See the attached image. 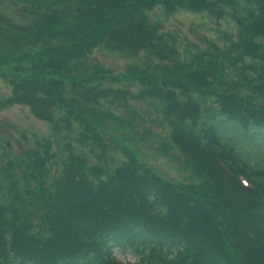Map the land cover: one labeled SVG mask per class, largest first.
<instances>
[{"label": "trees", "instance_id": "obj_1", "mask_svg": "<svg viewBox=\"0 0 264 264\" xmlns=\"http://www.w3.org/2000/svg\"><path fill=\"white\" fill-rule=\"evenodd\" d=\"M20 1L28 25L0 30L3 104L51 134L4 163L0 264H125L115 247L135 264H264V0ZM156 6L229 15L237 30L181 48ZM96 48L137 59L116 72ZM142 101L188 180L132 151L137 124L115 109Z\"/></svg>", "mask_w": 264, "mask_h": 264}, {"label": "rangeland", "instance_id": "obj_2", "mask_svg": "<svg viewBox=\"0 0 264 264\" xmlns=\"http://www.w3.org/2000/svg\"><path fill=\"white\" fill-rule=\"evenodd\" d=\"M27 8V4L24 1L0 0V20L2 19L0 23L3 25L2 27L0 25V30L3 27L12 28L18 25H28L30 16L29 14L25 16ZM149 14L153 20L161 19L163 21L164 30L179 35L181 48L186 44H190L192 47L194 44L202 46L206 40L213 39L219 43L227 42L228 36L234 35L237 30L234 21L229 15L215 17L207 11L193 12L184 9L175 11L171 15H166L161 6H156ZM3 42L4 39L0 33V56L4 52ZM144 58V54H140L138 59ZM90 59L97 60L112 67L114 71L120 72L127 64L137 58L127 57L121 53L108 51L103 48H96L91 53ZM1 69L2 63L0 61V71ZM10 92L9 83L0 76L1 182L7 181L3 177V167L8 158L15 159L21 156L25 151L34 147L36 139L51 134L49 123L35 117L27 105L20 103L3 104L4 99ZM132 109L137 111L139 118H131L130 110ZM115 110L122 117L130 118L131 122L137 124V127L132 128L131 133L139 138L137 147L132 149L139 160L170 179L175 181L188 180L190 175L189 171L183 168L184 159L181 151L168 139L167 129L154 120L155 117L148 102H129L126 106L120 104ZM111 127L119 131L116 125L113 124ZM233 132L234 130L229 131V133ZM241 139L245 140L246 135L241 136ZM257 154L259 155V152ZM116 157L122 158L123 155L117 153ZM14 172L23 181L22 175L19 174L21 171L17 167L14 168ZM22 181L21 183H23ZM113 251L115 256L125 264L137 262L136 255L131 251L120 250L117 247Z\"/></svg>", "mask_w": 264, "mask_h": 264}]
</instances>
